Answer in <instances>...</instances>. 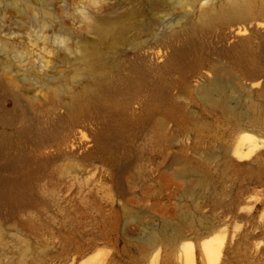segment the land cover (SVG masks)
Masks as SVG:
<instances>
[{
  "label": "rangeland",
  "instance_id": "obj_1",
  "mask_svg": "<svg viewBox=\"0 0 264 264\" xmlns=\"http://www.w3.org/2000/svg\"><path fill=\"white\" fill-rule=\"evenodd\" d=\"M45 2L42 26L0 0V264H191L181 241L210 264L209 237L211 264H264V27L228 0Z\"/></svg>",
  "mask_w": 264,
  "mask_h": 264
},
{
  "label": "bare ground",
  "instance_id": "obj_2",
  "mask_svg": "<svg viewBox=\"0 0 264 264\" xmlns=\"http://www.w3.org/2000/svg\"><path fill=\"white\" fill-rule=\"evenodd\" d=\"M15 2L19 1L22 5L17 8V12L19 14L25 13V11L34 10L36 12L42 13L46 20L41 21L40 25L45 26L47 21L53 18V9L50 3L45 2V0H14ZM256 0H228L226 7L223 9L222 18L231 21V20H243L250 17H255L254 22L255 25L251 29V36L257 34V30H261L264 27V0H259L258 7L255 6ZM258 9V12L255 13V9ZM104 22V18L94 17L92 22L87 26V31L91 34H96L100 30L101 23ZM245 29H237L234 32L235 36H243L245 34ZM6 34V33H4ZM79 55L77 57V61L79 64L84 66L85 73H81L88 79L94 80L101 76L98 73V70L95 67L94 59H95V50L92 44L88 43L87 41H81L80 45L78 46ZM79 74V73H77ZM76 74V76H77ZM81 76V75H80ZM218 75L215 77V80L210 82L208 87L205 90V97L212 98L211 92L216 93L219 98L225 95L226 87L228 85L222 84L219 79ZM260 82L253 83L251 86H255ZM59 89H56L52 92V94H57ZM214 99H212L213 101ZM239 140H247L249 145L246 147V150L242 151L241 149L234 147L232 149L233 153L239 158L243 159L247 157L252 152V144L253 142V135L245 133L243 134ZM239 142V141H238ZM237 142V143H238ZM238 145V144H236ZM163 235L165 233L163 232ZM175 236V232L171 235L170 238ZM157 234L155 232L151 233L149 239H146V243L149 244L151 247L155 243V239ZM189 244V245H185ZM220 243L215 242L213 237H209L199 242V248L202 252L203 256L205 257L208 263L215 262L218 259ZM156 250V249H155ZM178 258L181 259L184 257L186 263L189 261L191 264H194V246L191 243H186L185 241L179 242L178 245Z\"/></svg>",
  "mask_w": 264,
  "mask_h": 264
}]
</instances>
